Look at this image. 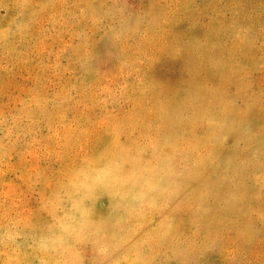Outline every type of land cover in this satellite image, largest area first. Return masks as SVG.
<instances>
[{
  "label": "rangeland",
  "instance_id": "374dc122",
  "mask_svg": "<svg viewBox=\"0 0 264 264\" xmlns=\"http://www.w3.org/2000/svg\"><path fill=\"white\" fill-rule=\"evenodd\" d=\"M0 264H264V0H0Z\"/></svg>",
  "mask_w": 264,
  "mask_h": 264
},
{
  "label": "bare ground",
  "instance_id": "6f19581e",
  "mask_svg": "<svg viewBox=\"0 0 264 264\" xmlns=\"http://www.w3.org/2000/svg\"><path fill=\"white\" fill-rule=\"evenodd\" d=\"M220 198V197H219Z\"/></svg>",
  "mask_w": 264,
  "mask_h": 264
}]
</instances>
